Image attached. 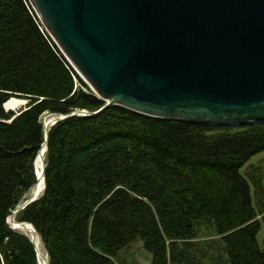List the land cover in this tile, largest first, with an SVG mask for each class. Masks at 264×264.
Listing matches in <instances>:
<instances>
[{
  "label": "trees",
  "instance_id": "obj_1",
  "mask_svg": "<svg viewBox=\"0 0 264 264\" xmlns=\"http://www.w3.org/2000/svg\"><path fill=\"white\" fill-rule=\"evenodd\" d=\"M16 102L26 104L17 113ZM104 105L30 0H0V264H39L8 220L37 184L44 117ZM263 151L264 125L213 127L120 106L72 117L50 131L45 190L17 220L35 227L49 264H118L138 239L152 264H264L241 174Z\"/></svg>",
  "mask_w": 264,
  "mask_h": 264
},
{
  "label": "water",
  "instance_id": "obj_2",
  "mask_svg": "<svg viewBox=\"0 0 264 264\" xmlns=\"http://www.w3.org/2000/svg\"><path fill=\"white\" fill-rule=\"evenodd\" d=\"M30 3L77 75L105 101L96 112L44 119L46 138L35 161L37 184L8 220L29 238L39 264V234L17 217L45 190L44 157L58 123L120 106L152 118L213 127L264 125V0Z\"/></svg>",
  "mask_w": 264,
  "mask_h": 264
},
{
  "label": "rangeland",
  "instance_id": "obj_3",
  "mask_svg": "<svg viewBox=\"0 0 264 264\" xmlns=\"http://www.w3.org/2000/svg\"><path fill=\"white\" fill-rule=\"evenodd\" d=\"M16 104L14 106L18 109L14 110L15 113L21 111L26 106L25 104L17 107L18 105ZM241 174L249 182L252 189L253 205L262 226L258 235V242L264 250V151L254 156L241 169ZM212 235H214L212 230H204L201 239L203 241L210 240ZM116 259L118 264H152L153 256L145 249L144 242L138 239L128 249L123 250ZM207 264H210V259L207 261ZM221 264L227 263L223 262Z\"/></svg>",
  "mask_w": 264,
  "mask_h": 264
},
{
  "label": "bare ground",
  "instance_id": "obj_4",
  "mask_svg": "<svg viewBox=\"0 0 264 264\" xmlns=\"http://www.w3.org/2000/svg\"><path fill=\"white\" fill-rule=\"evenodd\" d=\"M17 99V98H16ZM18 105L17 107H19L21 105L20 102H16ZM18 108H16L14 105L12 106V110L16 111ZM49 118H46L45 119V122L48 121ZM45 159V157H44ZM42 168H43V158L39 157L38 158V162H37V171H38V174L40 175L42 173ZM31 230L32 228L30 226H28V230ZM36 240H37V243H38V250H39V256H40V261H41V264H47L46 262V257H47V254H46V251L44 249V246H43V243H42V240L41 238L38 236L36 237Z\"/></svg>",
  "mask_w": 264,
  "mask_h": 264
}]
</instances>
